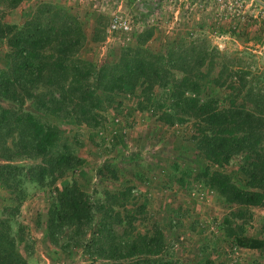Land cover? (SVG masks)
<instances>
[{"label": "rangeland", "instance_id": "rangeland-1", "mask_svg": "<svg viewBox=\"0 0 264 264\" xmlns=\"http://www.w3.org/2000/svg\"><path fill=\"white\" fill-rule=\"evenodd\" d=\"M177 47L209 55L203 99L229 108L232 93L264 113V0H0V84L9 80L14 97L0 95V220L29 264H264V249L238 244L264 241V198L239 203L213 186L225 176L233 190L264 195L247 175L264 163V135L251 156L217 165L192 124H167L163 86L124 88L126 59ZM229 72L233 87L218 86ZM28 116L58 133L45 155ZM157 230L159 255L123 257Z\"/></svg>", "mask_w": 264, "mask_h": 264}, {"label": "trees", "instance_id": "trees-1", "mask_svg": "<svg viewBox=\"0 0 264 264\" xmlns=\"http://www.w3.org/2000/svg\"><path fill=\"white\" fill-rule=\"evenodd\" d=\"M13 44L17 49L21 46L23 49L21 57L24 61L21 63V69L31 67L29 58H25L24 55L28 52V41L21 39ZM185 54L186 50L182 51L177 47L171 49L167 57L159 55L156 60L126 59L123 65L124 88L134 90L141 84H148L149 89L163 86L167 93V100L160 109H167L164 113L167 117L165 121L170 126L192 124L193 139L198 148L204 151L206 157L215 164L223 166L235 155L241 153L251 156L263 143L264 113L247 111L245 107L237 106L234 102L236 98L232 93L228 97V101L231 102L229 108L221 106L220 98L203 99V92L209 85L206 82L208 74L202 70L206 66L209 55H199L196 59H189L185 57ZM211 65L213 68L214 63L212 62ZM176 71L183 74L180 79L177 78ZM222 79L221 77L216 81L218 86L225 87L229 82L228 86L233 87L234 77L231 72L220 83ZM241 82H244V78ZM11 89L10 81L5 79V82L0 84V95L13 100L14 97L10 96ZM25 123L31 132L32 139L36 142V155H45L55 147L59 138L58 133L46 129L34 116L26 117ZM257 166L258 169L247 171V175L250 176L249 187L264 190V163ZM213 186L227 199L239 203L258 205L264 198V195L258 192L245 193L233 190L225 176L216 178ZM69 209L72 211L70 218L79 221L81 207H69ZM17 236L12 233L8 222L0 220V264H29L20 253V239ZM148 238L149 236L137 237L132 244L133 251L126 253L123 257L128 259L133 258L134 255H159L163 249L162 233L157 230L154 236ZM238 244L252 250L264 249V241L258 239L240 238Z\"/></svg>", "mask_w": 264, "mask_h": 264}]
</instances>
